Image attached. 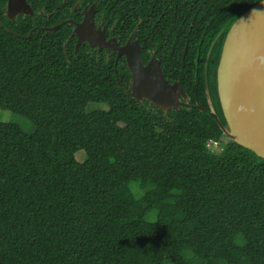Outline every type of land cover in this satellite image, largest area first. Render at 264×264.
Here are the masks:
<instances>
[{
	"label": "trees",
	"instance_id": "trees-1",
	"mask_svg": "<svg viewBox=\"0 0 264 264\" xmlns=\"http://www.w3.org/2000/svg\"><path fill=\"white\" fill-rule=\"evenodd\" d=\"M260 1L27 0L10 19L0 0V109L33 125L0 122V264H264V159L223 134L205 81L227 126L223 44ZM92 4L145 63L157 51L191 109L138 102L125 58L74 50L61 22Z\"/></svg>",
	"mask_w": 264,
	"mask_h": 264
},
{
	"label": "water",
	"instance_id": "water-1",
	"mask_svg": "<svg viewBox=\"0 0 264 264\" xmlns=\"http://www.w3.org/2000/svg\"><path fill=\"white\" fill-rule=\"evenodd\" d=\"M94 11L95 4H92L79 22L72 19L61 22L74 24L71 34L77 40L75 50L86 43L98 50L107 48L116 51L117 63L124 56L132 72L130 95L138 102L149 101L163 112L181 107L191 109L182 85L178 82L171 84L166 79L156 53L144 64L141 45L132 35L124 46L118 45L114 37L106 39L104 30L95 28ZM18 14H33L27 0H6L5 15L13 19ZM56 26L43 29L47 33ZM217 77L218 96L227 126L215 112L206 75L210 114L224 135L264 159V0L245 11L230 27L223 44Z\"/></svg>",
	"mask_w": 264,
	"mask_h": 264
},
{
	"label": "rangeland",
	"instance_id": "rangeland-1",
	"mask_svg": "<svg viewBox=\"0 0 264 264\" xmlns=\"http://www.w3.org/2000/svg\"><path fill=\"white\" fill-rule=\"evenodd\" d=\"M213 107H214V105H213ZM98 108H104V107L103 106H97V105H89L88 106L89 111H93V110H96ZM0 122L15 124L24 133H31L33 131V125L31 124V122L28 119H26L25 117H22L20 115L13 114V113L6 111V110L0 109ZM78 157H82V159H83V157H84L83 152H78L76 154V158L78 159Z\"/></svg>",
	"mask_w": 264,
	"mask_h": 264
},
{
	"label": "flooded vegetation",
	"instance_id": "flooded-vegetation-1",
	"mask_svg": "<svg viewBox=\"0 0 264 264\" xmlns=\"http://www.w3.org/2000/svg\"><path fill=\"white\" fill-rule=\"evenodd\" d=\"M78 5H79V1H77L75 4H74V6H73V10H75L77 7H78ZM76 6V8L74 9V7ZM91 6V5H90ZM90 6H88V7H84L83 9H82V16H81V19H82V17H83V14H84V11L86 10V9H88ZM94 25H95V28H100V29H102V30H104V34H105V38L106 39H109V38H113L114 36H111V35H108V34H106V22L105 23H103L102 22V20L100 19V18H96V10L94 11ZM80 19V20H81ZM73 20V19H72ZM80 20H73L74 22H79ZM73 24V23H72ZM73 27H74V24H73ZM73 27H72V29H73ZM72 29H71V32H72ZM71 37H72V34H71ZM73 38H74V36H73ZM115 38V37H114ZM75 39V42H74V50H75V45H76V38H74ZM116 39V38H115ZM129 39V37L127 38V40ZM117 40V39H116ZM127 40L124 42V43H121V42H119L118 40H117V43H118V45H120V46H124V44L127 42ZM135 40H137V39H135ZM138 41V40H137ZM139 42V41H138ZM84 44H86V43H84ZM140 44V43H139ZM82 45V44H81ZM86 45H88V44H86ZM89 46V45H88ZM79 47V46H78ZM89 48L91 49V50H93V49H95V50H97L98 52L99 51H102V50H108V51H110L109 49H107V48H103V49H101V50H98V48L97 47H90L89 46ZM141 49H142V46H141ZM187 49V48H186ZM186 49H185V53H186ZM76 51V50H75ZM110 52H115L116 53V51H110ZM156 53V56H157V51H153L152 53H151V55H150V57H149V59H148V61L145 63L144 62V55H143V49H142V58H143V62H144V64H147L151 59H152V57H153V55ZM116 55H117V53H116ZM121 58H125L124 56H122ZM120 58V59H121ZM158 58V57H157ZM125 60H126V58H125ZM160 61V60H159ZM217 82H218V77H217ZM179 83V82H178Z\"/></svg>",
	"mask_w": 264,
	"mask_h": 264
},
{
	"label": "built area",
	"instance_id": "built-area-1",
	"mask_svg": "<svg viewBox=\"0 0 264 264\" xmlns=\"http://www.w3.org/2000/svg\"><path fill=\"white\" fill-rule=\"evenodd\" d=\"M207 148L211 151V152H216V153H220L223 151V147L221 146V143H219L218 141H210L207 144Z\"/></svg>",
	"mask_w": 264,
	"mask_h": 264
}]
</instances>
